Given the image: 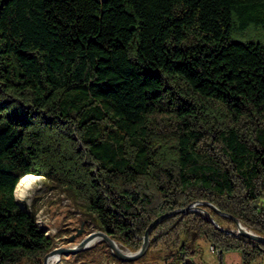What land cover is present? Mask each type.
Listing matches in <instances>:
<instances>
[{
    "label": "trees",
    "instance_id": "trees-1",
    "mask_svg": "<svg viewBox=\"0 0 264 264\" xmlns=\"http://www.w3.org/2000/svg\"><path fill=\"white\" fill-rule=\"evenodd\" d=\"M246 27L264 35V0H0V264L54 247L15 198L28 173L132 251L196 202L136 259L101 241L114 264H196L200 238L263 258L215 225L264 235V38L235 40Z\"/></svg>",
    "mask_w": 264,
    "mask_h": 264
},
{
    "label": "rangeland",
    "instance_id": "rangeland-1",
    "mask_svg": "<svg viewBox=\"0 0 264 264\" xmlns=\"http://www.w3.org/2000/svg\"><path fill=\"white\" fill-rule=\"evenodd\" d=\"M233 38L235 40H255L264 38V35H259L254 28L246 27L243 30L235 31ZM27 192L28 196L21 199V202L25 208L34 211L40 223L54 237V246H72L85 234L96 229L91 225L89 220L83 219L79 210L71 204L68 196L57 187L49 185L48 179L44 176H38V179H32ZM14 194L18 200L15 191ZM81 220H85L83 230L75 234L72 240H68L66 237L76 232V228L80 227ZM101 241V239H98L89 244L85 248L87 250L86 252L80 250L61 255L52 264H114L100 251V248L106 249ZM210 246L209 242L205 239H198L196 253L192 257V260L196 264H241L240 252L238 250L230 249L223 251L219 257L218 252L210 250ZM121 248L125 249L127 247L121 246ZM166 254H169V251ZM21 261L20 264H25V260ZM142 264H164V262L159 259L149 260ZM252 264H264V257Z\"/></svg>",
    "mask_w": 264,
    "mask_h": 264
},
{
    "label": "water",
    "instance_id": "water-1",
    "mask_svg": "<svg viewBox=\"0 0 264 264\" xmlns=\"http://www.w3.org/2000/svg\"><path fill=\"white\" fill-rule=\"evenodd\" d=\"M195 203H192L190 205H188L187 207L184 208H179L176 210H173L171 212H164L159 214L157 217H155L151 222H149V224L147 225L143 236H142V243L141 246L135 250V251H131L128 248L122 249L121 245L115 240L113 239L111 236H109L105 231L101 230V229H94L91 230L90 232H88L87 234H85L80 240H78V242H76L74 245L72 246H67V245H58V246H54L52 247L48 252H46L42 258L41 264H48L47 260L48 257L52 254H57L59 257L61 255L64 254H68V253H74L76 251H80L83 250L85 248H87V246L89 245L88 243L94 239V238H98L101 239L109 248L110 252L118 259L121 260H133L136 259L137 257L141 256L147 246H148V242H149V233L151 228L163 217L167 216L168 214L172 213V212H176V211H186L188 209H194V208H199L197 206H195ZM207 204H209L212 208H214L217 212H220L217 207L209 202H207ZM210 219L214 222L213 218L210 216ZM236 224H237V228L236 231L232 230V229H226V228H222L220 226L217 225V223H215V225L219 228H221L224 231L227 232H233L235 234H240V235H244L246 237L252 238L254 240L260 241V242H264V235L258 234L255 231L247 228L238 218H234ZM85 220H81L80 223V227L76 228V232L67 236L66 238L68 240H72L75 236V234L80 233L83 230V223ZM97 239V240H98ZM117 244H119V246H117Z\"/></svg>",
    "mask_w": 264,
    "mask_h": 264
},
{
    "label": "bare ground",
    "instance_id": "bare-ground-1",
    "mask_svg": "<svg viewBox=\"0 0 264 264\" xmlns=\"http://www.w3.org/2000/svg\"><path fill=\"white\" fill-rule=\"evenodd\" d=\"M32 179H38V176H34L31 174H27L20 178V180L17 182L15 186V192L18 196V199H24L26 196H28L27 189L30 186V181ZM98 238L92 239L88 244H91L95 242ZM119 246V244H117ZM120 247V246H119ZM59 256L57 254H52L48 257L47 263L52 264L54 261L58 260Z\"/></svg>",
    "mask_w": 264,
    "mask_h": 264
},
{
    "label": "built area",
    "instance_id": "built-area-1",
    "mask_svg": "<svg viewBox=\"0 0 264 264\" xmlns=\"http://www.w3.org/2000/svg\"><path fill=\"white\" fill-rule=\"evenodd\" d=\"M28 174L36 175V176H39V177H40V176H43V175L33 174V173H28ZM25 175H27V174H25ZM14 191H15V190H14ZM14 195H15V194H14ZM15 198H16V197H15ZM16 200H17V199H16ZM21 201H22V200H20V199L17 200V202H18V204H19L20 206H24V204H23ZM35 218H36V222H37L40 226L45 227L43 224L40 223V221L37 219L36 216H35ZM45 232L48 233L47 229H45ZM210 250H211V251H214V252H215V251L218 252L217 249H215L212 245L210 246Z\"/></svg>",
    "mask_w": 264,
    "mask_h": 264
}]
</instances>
